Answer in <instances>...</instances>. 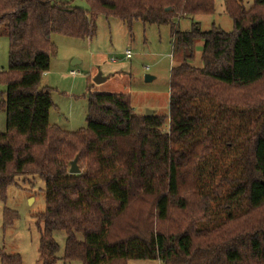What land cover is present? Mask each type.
Returning <instances> with one entry per match:
<instances>
[{
    "label": "trees",
    "instance_id": "1",
    "mask_svg": "<svg viewBox=\"0 0 264 264\" xmlns=\"http://www.w3.org/2000/svg\"><path fill=\"white\" fill-rule=\"evenodd\" d=\"M86 1L87 9L0 0L9 40L0 194L18 175L44 180L41 264H57L56 230L65 233L61 259L80 264H264V118L254 115L264 92V0L248 9L225 0L230 31L174 26L212 14L214 0ZM100 13L129 30L136 20L171 25L181 58L170 68L167 131L164 115L136 114L124 92L91 93L84 128L49 122L50 90L39 84L55 51L50 35L92 38ZM197 40L201 66L191 63ZM74 157L79 173L68 171ZM13 216L6 208L4 224ZM0 264L22 260L0 250Z\"/></svg>",
    "mask_w": 264,
    "mask_h": 264
},
{
    "label": "rangeland",
    "instance_id": "2",
    "mask_svg": "<svg viewBox=\"0 0 264 264\" xmlns=\"http://www.w3.org/2000/svg\"><path fill=\"white\" fill-rule=\"evenodd\" d=\"M61 1L88 8L86 0ZM214 2L215 10L212 14L180 18L179 29H190L191 22L196 19L201 30H208L213 25L226 31L232 30L233 22L225 10V0ZM242 3L247 9L251 6V0H242ZM172 36L170 24H149L136 20L129 30L121 19L103 13L96 17V32L92 38L52 33L50 40L55 51L50 54L49 68L42 74L39 84V87L50 90L52 107L49 110V122L65 131L84 128L88 96L91 93L124 92L131 96V106L136 114L142 115L147 109H153V113L164 115L166 122L162 130L167 131L170 68L181 58V54L173 53ZM8 45L7 29L0 25V74L8 69ZM126 49L131 51L130 57H125ZM201 50L202 40H197L191 60L193 65H202ZM99 72L106 79L96 82L94 78ZM146 74L154 78L146 81ZM4 90L5 82L0 80V102L5 98ZM259 99L261 101L254 115H260L262 119L264 92ZM4 130L5 112L0 107V132ZM77 164L80 167L83 163L79 161ZM212 206L217 208L214 202ZM6 208L14 212L8 224H4ZM44 208V180L38 175L16 176L14 183L0 194V250L8 254H19L22 264H41L38 246L42 221L39 215ZM220 213L217 215L220 216ZM198 224L202 225V222ZM53 238L59 245L57 264H80L61 259L65 239L63 231H54ZM127 264L160 263L156 259H130Z\"/></svg>",
    "mask_w": 264,
    "mask_h": 264
},
{
    "label": "water",
    "instance_id": "3",
    "mask_svg": "<svg viewBox=\"0 0 264 264\" xmlns=\"http://www.w3.org/2000/svg\"><path fill=\"white\" fill-rule=\"evenodd\" d=\"M153 78H154V76H151V75H149V74H146V75H145V80H146V81H150V80H152ZM105 79H106V77L102 76L101 72H99V73L95 76V78H94V80H95L96 82H101V81H104ZM153 112H154L153 109H147L146 112H145V114H146V115H152ZM69 172H70V173H79V172H80V168H79V166H78V164H77V157H74V158L71 160V162H70Z\"/></svg>",
    "mask_w": 264,
    "mask_h": 264
},
{
    "label": "crops",
    "instance_id": "4",
    "mask_svg": "<svg viewBox=\"0 0 264 264\" xmlns=\"http://www.w3.org/2000/svg\"><path fill=\"white\" fill-rule=\"evenodd\" d=\"M194 16H197V15H194ZM194 16H193V17H194ZM186 17H188V16H186ZM179 19H180V18H179ZM179 19L177 20V25H176V27H178V28H179V24H180V23H179ZM192 20H193V19H192ZM196 22L199 24V21L196 20V19H194V21L191 22V26H192L193 23H196ZM199 26H200V25H199ZM188 30H189V29H188ZM182 31H187V30H182ZM199 44H200V43H199ZM200 45H201V44H200Z\"/></svg>",
    "mask_w": 264,
    "mask_h": 264
},
{
    "label": "built area",
    "instance_id": "5",
    "mask_svg": "<svg viewBox=\"0 0 264 264\" xmlns=\"http://www.w3.org/2000/svg\"><path fill=\"white\" fill-rule=\"evenodd\" d=\"M172 54V53H171ZM125 57H130L131 56V51L129 49H126L124 52ZM72 74H75L74 71L71 72Z\"/></svg>",
    "mask_w": 264,
    "mask_h": 264
}]
</instances>
